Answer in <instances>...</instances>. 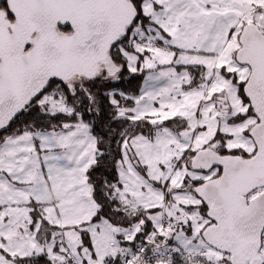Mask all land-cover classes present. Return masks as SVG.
I'll return each mask as SVG.
<instances>
[{
  "label": "snow or ice",
  "instance_id": "snow-or-ice-1",
  "mask_svg": "<svg viewBox=\"0 0 264 264\" xmlns=\"http://www.w3.org/2000/svg\"><path fill=\"white\" fill-rule=\"evenodd\" d=\"M0 264H264V0H0Z\"/></svg>",
  "mask_w": 264,
  "mask_h": 264
},
{
  "label": "trees",
  "instance_id": "trees-1",
  "mask_svg": "<svg viewBox=\"0 0 264 264\" xmlns=\"http://www.w3.org/2000/svg\"><path fill=\"white\" fill-rule=\"evenodd\" d=\"M141 83H142V81H133L131 85L125 83V84L123 85V87H126V88H127V87H130V88H132V89H136L137 86H138L139 84H141Z\"/></svg>",
  "mask_w": 264,
  "mask_h": 264
}]
</instances>
